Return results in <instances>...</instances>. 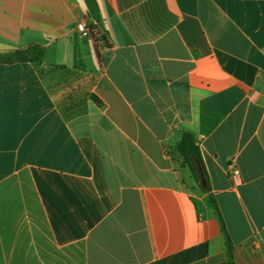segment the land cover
Listing matches in <instances>:
<instances>
[{"label": "crops", "instance_id": "crops-1", "mask_svg": "<svg viewBox=\"0 0 264 264\" xmlns=\"http://www.w3.org/2000/svg\"><path fill=\"white\" fill-rule=\"evenodd\" d=\"M34 44L0 63V264H230L211 195L264 264V0H0V53Z\"/></svg>", "mask_w": 264, "mask_h": 264}, {"label": "trees", "instance_id": "trees-1", "mask_svg": "<svg viewBox=\"0 0 264 264\" xmlns=\"http://www.w3.org/2000/svg\"><path fill=\"white\" fill-rule=\"evenodd\" d=\"M45 53L46 51L43 46L34 44L22 49L15 50L14 52L9 54L0 53V63L14 64L20 62H29V63L41 64L43 62ZM176 150L180 153L183 159V165L191 171L193 177L195 178L201 190L204 193H210L211 192L210 180L196 137L190 132H183L176 146ZM199 168L203 169L204 177L207 180L206 186L202 185V178L200 176ZM210 200L221 221L222 228L226 236L227 254H228L229 262L230 264H232L233 248H234L233 243L227 232L225 221L223 219L222 212L218 206L217 201L212 195Z\"/></svg>", "mask_w": 264, "mask_h": 264}, {"label": "built area", "instance_id": "built-area-1", "mask_svg": "<svg viewBox=\"0 0 264 264\" xmlns=\"http://www.w3.org/2000/svg\"><path fill=\"white\" fill-rule=\"evenodd\" d=\"M77 29H78V31H79L81 34H83V35H87V34H89L90 31H91V30H89V28L87 27V25H86L85 23H81V24H79V25L77 26ZM234 173H235L236 175H238V174H239V170L236 169V170L234 171Z\"/></svg>", "mask_w": 264, "mask_h": 264}, {"label": "water", "instance_id": "water-1", "mask_svg": "<svg viewBox=\"0 0 264 264\" xmlns=\"http://www.w3.org/2000/svg\"><path fill=\"white\" fill-rule=\"evenodd\" d=\"M199 172H200V176H201V178H202V185H203V186H206V185H207V180H206L205 177H204L203 169H202V168H199Z\"/></svg>", "mask_w": 264, "mask_h": 264}, {"label": "rangeland", "instance_id": "rangeland-1", "mask_svg": "<svg viewBox=\"0 0 264 264\" xmlns=\"http://www.w3.org/2000/svg\"><path fill=\"white\" fill-rule=\"evenodd\" d=\"M195 187H197V186H195Z\"/></svg>", "mask_w": 264, "mask_h": 264}]
</instances>
